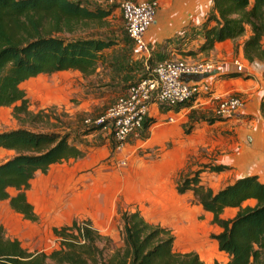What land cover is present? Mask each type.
<instances>
[{
    "label": "trees",
    "instance_id": "obj_1",
    "mask_svg": "<svg viewBox=\"0 0 264 264\" xmlns=\"http://www.w3.org/2000/svg\"><path fill=\"white\" fill-rule=\"evenodd\" d=\"M113 9L92 0H0V107L13 106L15 117L25 115L36 121L42 113L28 109L24 82L64 70L94 75L116 41L79 33L104 26ZM248 27L251 33L244 41V56L249 62L264 63V0H213L202 24L203 43L198 51L210 52L219 42L245 35ZM152 122L147 120L146 129ZM101 129V125L84 124L70 131L20 127L0 132V149L13 151L0 162V200L10 199L15 210L36 220L26 191L37 172L83 157L85 152L72 142L73 135ZM227 168L213 165L210 170ZM200 173L184 176L177 190L192 192L221 228L212 237L229 259L214 264H264V182L258 175H246L214 189L202 183ZM11 188L18 191L15 196L10 195ZM227 208L236 209L233 217L223 216ZM119 214L122 244L111 253V237L101 234L90 221L75 220L56 228L60 246L50 252H29L20 241L8 238L0 224V264H205L197 252H179L170 229L149 222L139 211L120 209Z\"/></svg>",
    "mask_w": 264,
    "mask_h": 264
},
{
    "label": "crops",
    "instance_id": "obj_2",
    "mask_svg": "<svg viewBox=\"0 0 264 264\" xmlns=\"http://www.w3.org/2000/svg\"><path fill=\"white\" fill-rule=\"evenodd\" d=\"M158 1L156 20L146 35L150 54L145 58L137 54L133 58H141L147 69L167 59L211 60L216 65V74L204 81L201 93L188 108L184 107L189 103L164 110L152 103L148 119L153 122L142 143L131 139L127 144L130 159L126 167L118 166L115 160L120 155L114 152V142L101 130L79 137L73 135L72 142L85 155L54 163L45 173L38 171L26 191L36 220L15 210L10 199L0 200V224L4 226L6 236L20 241L29 252H46L45 242L56 237L55 229L69 226L75 220L90 221L101 234H110V227L117 222L120 209L139 211L149 222L171 231L189 227V196L193 198L194 195L190 191L179 193L177 178L189 155H197L201 150V154L216 153L215 162L228 167L213 172H227L235 179L258 175L264 182V63L249 62L244 56V41L250 35L249 29L241 39L219 42L210 52H198L203 37L199 35L189 42V25L200 23L213 0L205 4L202 0ZM191 51L197 53L189 54ZM236 61L245 66L244 72L237 71ZM75 72L82 75L77 70L57 73L65 79ZM68 81L65 79L62 87L71 93L73 85ZM230 95L242 97L245 107L237 114L217 117L215 110L219 99ZM35 96L27 91L30 111L35 108L31 104ZM12 108L0 107V127L12 117ZM192 108L212 112L217 120L211 125L197 122L190 133L186 132L187 112ZM85 111L84 108L80 112L84 114ZM169 117L174 121L169 122ZM80 126L65 130H76ZM138 149L148 152L142 155ZM12 154L13 151L1 148L0 162ZM9 193L15 196L18 191L11 188ZM198 207L205 214L206 225L212 233H219L221 228L212 222V213L205 211L201 204ZM235 213L236 209L227 208L223 216L230 218ZM210 236L211 240L206 242L204 239L200 246L190 244L189 248L178 251H194L200 258H203V252L208 261L222 262L219 261L221 257L226 263L228 254L220 251L217 240L212 234ZM33 241L39 242L41 248L36 249ZM211 255L216 259H211Z\"/></svg>",
    "mask_w": 264,
    "mask_h": 264
},
{
    "label": "rangeland",
    "instance_id": "obj_3",
    "mask_svg": "<svg viewBox=\"0 0 264 264\" xmlns=\"http://www.w3.org/2000/svg\"><path fill=\"white\" fill-rule=\"evenodd\" d=\"M92 1L94 4H100L106 8H115L107 17V22L104 26L90 28L79 33V35L103 36L112 38L116 41V45L107 51V60L104 65H99V71L92 76L86 77L75 72L74 75L66 77L65 79H69L68 83L73 85V91L71 93H68L66 89L64 90L62 87L65 79L58 73L51 75L40 74L27 80L22 84V88L25 90L26 94L27 91H31L36 95L34 99L32 98L31 100V104L35 106L34 110L31 112H40L42 115L36 121H33L25 115H22L21 118H17L14 116L12 108V117L3 122L0 130L24 127L36 131H51L57 129L65 130L72 128V126L84 125L86 119H95L105 114L108 108L115 103L120 93L123 92L130 83H134L151 73V69H147V67L143 65L144 63L141 61V58L137 60L133 58L137 54L142 55L144 58L145 55L138 51L127 34L126 22L121 10V4L126 0ZM202 1L203 4H205L209 0ZM211 7L212 5L200 23L193 24L192 26L189 25V42L192 39L198 38L199 35H202V24L208 16ZM248 29L251 33L250 27H248ZM238 39H241V37ZM191 52L194 54L197 53L194 51ZM205 80L206 79H203L202 81ZM201 96H204V93L201 94ZM18 104H20V102ZM188 107H190V105L184 108ZM84 108L87 111L81 114L80 111ZM160 108H164V110L171 109L162 106H160ZM213 115L212 112H203L199 108L188 110V122L185 124V131L190 133L197 122L204 121L206 124H213L217 120ZM188 127L189 131L187 130ZM102 132L110 137L108 132L104 130ZM110 139L112 138L110 137ZM171 146L172 145H170V147ZM137 151L142 155L148 152V150L145 151L143 149H138ZM114 152L117 155H121L115 148ZM201 153L189 155L185 167L179 172L177 184L182 181L184 176L188 174L192 175L198 170L201 171L200 178L202 183L214 189H220L235 179V177L229 176L230 174L227 172L224 174H217L210 170L213 165H218L215 162L217 159L216 153H210L209 155ZM198 205L199 202L194 197L191 198L189 196V227L185 229H172L176 237L177 250L189 248L190 244H193L194 247L200 246L199 244H202L204 239L206 242L211 240L210 234L213 233L210 227L206 225L207 220L205 214ZM119 219L120 214L118 213L116 220L118 223L116 222L114 225H111V233L106 234L112 239L108 253H111L112 248L122 244L121 224ZM33 243H35L36 249L41 248L39 242L33 241ZM45 245L47 246L46 252H50L60 246V238L57 237V235L56 237H51L45 242ZM201 256L205 264H214L211 260H206L207 258H205L203 252H201ZM213 257L214 255H211V259ZM213 259L216 258L214 257ZM219 261H222L220 263H224L221 257Z\"/></svg>",
    "mask_w": 264,
    "mask_h": 264
},
{
    "label": "built area",
    "instance_id": "obj_4",
    "mask_svg": "<svg viewBox=\"0 0 264 264\" xmlns=\"http://www.w3.org/2000/svg\"><path fill=\"white\" fill-rule=\"evenodd\" d=\"M158 0H126L121 10L126 22V30L139 52L148 56L150 49L146 35L156 20L159 10ZM237 71L242 73L245 66L236 61ZM216 65L211 60L167 59L156 63L151 73L130 84L120 93L107 112L95 119H86V125H101V131L109 133L114 148L121 155L116 160L118 166L126 167L130 159L127 144L131 139L139 143L145 140V123L150 115L152 103L174 109L196 98L204 81H186L185 75L213 72ZM245 107L240 96L220 98L215 110L217 117L237 114ZM169 122L174 118L169 117Z\"/></svg>",
    "mask_w": 264,
    "mask_h": 264
},
{
    "label": "water",
    "instance_id": "obj_5",
    "mask_svg": "<svg viewBox=\"0 0 264 264\" xmlns=\"http://www.w3.org/2000/svg\"><path fill=\"white\" fill-rule=\"evenodd\" d=\"M217 71H213V72H210V73H206V74H190V75H185L184 76V79L186 81H202L203 79H207L209 78L210 76L216 74Z\"/></svg>",
    "mask_w": 264,
    "mask_h": 264
}]
</instances>
